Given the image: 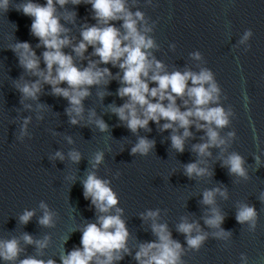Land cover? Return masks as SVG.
<instances>
[{
	"label": "clouds",
	"instance_id": "clouds-1",
	"mask_svg": "<svg viewBox=\"0 0 264 264\" xmlns=\"http://www.w3.org/2000/svg\"><path fill=\"white\" fill-rule=\"evenodd\" d=\"M69 2L79 5L85 0H46L44 4L27 0L15 9L32 18L31 34L39 39L40 43L37 47L43 46L45 49L42 53L45 65L43 69L40 67V58L28 42H18L12 49L25 71L38 77L30 83L25 82L23 77L15 82V87L22 93L24 99H38L41 82L50 85L54 95L68 100L70 107L66 109V113L70 123L75 125L79 122L77 117L83 118V101L91 94L90 88L101 84L107 85L110 82L109 78H112L109 68H101L98 65L112 64L113 67H119L123 71L122 77H119L122 86L118 88L117 94L121 98L128 99L120 106L110 105L109 107L120 121L126 123V127L132 133H137L139 129L150 131L148 129L150 121L160 125V121L165 120L167 122L160 126L161 130H173L171 146L177 152L183 153L184 141L192 135L189 128L195 123L196 128L205 130L208 137L207 142L193 145L192 150L199 156H210V148L225 145V139L220 137L216 129L224 128L229 124L228 117L231 113L226 112L219 104L221 89L211 70L202 68L199 72L164 71V64L151 54L150 50L157 45L148 35L152 28L147 26L144 13L129 10L126 0H86L91 5L96 24L82 28L81 40L78 44L72 45V51L77 57L84 59V53L91 46L92 54L98 56L99 61L89 60L87 67L80 68L74 63L73 56L63 51L65 47L71 45V40L66 35L69 30L60 22L61 18L73 21L76 13L66 12L63 17L57 15L56 5L63 8ZM8 5L9 0H0V9L8 11ZM113 21H122L123 32L112 23ZM251 35V30H246L241 43H244ZM192 57L201 59L198 52L192 53ZM149 81L156 86L150 87ZM62 84H66L67 87H61ZM100 95L103 96L104 93ZM177 97L183 99L185 110L182 111L177 105ZM165 100L167 104L164 103ZM38 107L44 106L38 105ZM93 117H95L94 111L89 113V122H92ZM29 119L26 118L24 121L21 137L26 134ZM94 122L101 132L108 130V125L103 119H95ZM178 128L184 130L182 134H176ZM228 135L232 137L235 133L231 132ZM154 147L155 141L140 137L131 148V154L147 155ZM56 156L63 160L60 152H57ZM69 156L73 162L78 163L81 159L80 153L76 151L70 152ZM102 161L103 153L97 152L93 167ZM200 163L197 161L186 164L185 175L189 178L210 175L206 168L199 166ZM244 164L243 157L237 153H232L224 160V166L228 167L230 174L247 178ZM83 188L85 199L91 198L92 204L100 213H109L110 209L118 204V198L109 187V182L98 178L94 172L87 175V179L83 181ZM217 193L225 198L227 196L226 191H221L220 188L206 190L203 193L202 203L214 205ZM41 208H44L45 212L39 223L43 226H51L53 214L43 203ZM210 211L211 215L205 217V224L220 229L215 234L217 237L230 235L220 228L225 217L215 207H212ZM120 213L122 209L117 208L116 215H100L97 223H88L81 236L82 248L73 249L62 255L61 264H91L94 258H96L95 264H112L113 260L123 259L122 255H116V253L129 252L127 248L129 232ZM34 214V211L26 210L19 220L27 224ZM158 216L159 210L148 211L144 217L153 220L151 227L157 240L140 244L135 254L136 261L138 264H183L182 245L179 241L172 239L166 224L155 222ZM256 218L254 206L247 204L239 206L236 214L238 223L248 222L254 229ZM177 231L185 236L190 249L199 250L207 238V235L200 231L197 223H189L187 220L178 225ZM194 231L195 235H193ZM23 240L26 244L34 242L32 236L27 233L23 235ZM35 243L39 248L47 246L46 239ZM21 251L16 238L0 240V258L4 261L15 262ZM242 259L246 260V257L242 256ZM20 264H55V261L45 262L34 257H27L20 260Z\"/></svg>",
	"mask_w": 264,
	"mask_h": 264
}]
</instances>
